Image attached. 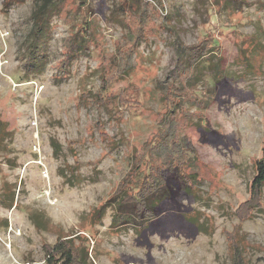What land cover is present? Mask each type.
Instances as JSON below:
<instances>
[{
	"label": "rangeland",
	"instance_id": "1",
	"mask_svg": "<svg viewBox=\"0 0 264 264\" xmlns=\"http://www.w3.org/2000/svg\"><path fill=\"white\" fill-rule=\"evenodd\" d=\"M6 1L0 0V200L13 193L14 203L0 204V264H45L44 247L58 238L92 264H231L235 248L244 264H264V186L254 207H242L264 142V0H148L156 30L118 76L112 60L126 42L120 0H88L89 50L65 66L79 19L69 4L54 15L44 65L28 74L23 56L33 0L7 8ZM204 38L219 46L212 64L222 76L204 55L189 84L173 79L175 39L191 46ZM122 94L127 98L119 101ZM171 101L190 115L178 114L181 137L195 151L194 191L173 181L147 229L112 230V209L97 210Z\"/></svg>",
	"mask_w": 264,
	"mask_h": 264
},
{
	"label": "trees",
	"instance_id": "2",
	"mask_svg": "<svg viewBox=\"0 0 264 264\" xmlns=\"http://www.w3.org/2000/svg\"><path fill=\"white\" fill-rule=\"evenodd\" d=\"M212 1L225 4L228 0ZM24 2L25 0H7L4 5L7 8ZM68 4L72 16L79 19V24L67 43L63 65L69 64L80 53L87 55L85 51L89 50L92 34L90 21L92 10L88 0H33L29 16L32 25L23 56V66L27 74L39 71L44 65L51 35V18L63 11ZM156 4L161 6L159 0ZM118 8L125 13L123 26L126 30V42L117 49L112 60L117 76L126 74L131 69L132 55L156 30V25L150 19V12L154 8L148 0H120ZM173 46L177 59L175 67L170 72L173 79L189 84L196 78V72L203 69L199 67V63L204 59V55L207 56L205 60L207 67L215 68V75L222 76V72L212 64L215 57H218L215 55L220 52L219 46L213 43V40L204 38L197 44L187 46L175 39ZM108 83L109 79L104 80L103 86ZM187 89L183 85L179 93L184 95ZM126 98L127 96L122 94L119 101ZM197 99L196 103L201 105L202 102ZM170 106V112L158 118L156 131L131 155L128 170L113 194L97 210L98 214H102L106 208L112 209L110 221L112 230L119 231L131 227L136 232H141L147 229L157 219V208L160 203L170 196L173 181L191 193L194 191L196 178L190 168L195 151L190 139L186 136L181 137L178 114L181 113L184 118L190 115L185 111L181 101H171ZM169 114L172 116H166ZM254 167L255 176L250 185V199L242 204L245 209L254 207L253 203L258 200L257 197L264 186V142L261 157L256 160ZM5 199L6 202L1 199L0 204L11 207L14 203L13 193L7 195ZM241 210L243 209L240 206L237 209L238 215L241 214ZM38 216L29 215V220L37 228L41 226ZM44 253L45 264H92L85 252L74 248L71 241L61 238L53 245L44 247ZM231 264H244L237 248L234 249Z\"/></svg>",
	"mask_w": 264,
	"mask_h": 264
}]
</instances>
